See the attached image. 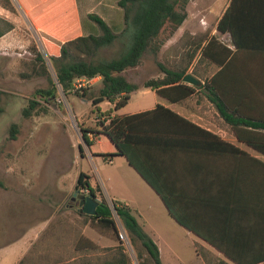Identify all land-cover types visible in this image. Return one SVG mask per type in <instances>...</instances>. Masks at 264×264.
I'll use <instances>...</instances> for the list:
<instances>
[{"label": "trees", "instance_id": "16d2710c", "mask_svg": "<svg viewBox=\"0 0 264 264\" xmlns=\"http://www.w3.org/2000/svg\"><path fill=\"white\" fill-rule=\"evenodd\" d=\"M18 1L35 28L44 33L46 38H51H42V41L56 82L51 80L52 88L38 91L37 96L50 103L57 97L59 87L65 95H69L77 80L100 77L102 87L96 93L88 94L87 89L77 91L81 97H89L93 105L92 112L98 113L100 120L93 129H86L79 124L87 147L90 149L93 146L92 137H107L115 146L116 153L102 156L107 160L118 156L125 157L161 197L172 218L227 258H215L209 251L198 250L206 264H257L264 261V248L257 253H231L213 238L209 230L203 231L199 228L182 206L185 201H179L182 194H178L173 188L170 173L176 154L189 152L186 150L202 151L210 160L220 159L221 163L225 162L219 186L214 185L216 181H208L209 187H205L204 191L212 193L215 188L220 196L205 195L204 201L188 203L202 206L212 217L224 218L226 226L222 232L227 234L228 241L239 239L240 234L246 232V235L251 233L260 238L264 245V161L162 105L133 115L118 113L129 103L132 94L140 89L139 86L129 83L122 73L137 67L149 49L155 52V41L161 38L167 28L170 36L177 32L187 19L186 7L189 0H120L119 6L124 11L123 26L114 28L98 15L91 14L89 18L94 24L88 35L82 33L74 0L53 1L54 8L51 12H44L46 6L40 9L27 0ZM0 7L10 13H18L14 0H0ZM12 28L11 23L5 22V26L0 28V38ZM217 29L220 34L230 35L236 50L264 53V0H231ZM118 39L124 47L119 58L95 59L101 49L110 47ZM203 42V38L191 37L187 46L191 51L185 53V65H178L176 69L160 65L163 77L146 81L143 88L151 89L170 103L183 102L193 97L197 90L199 98L204 93L240 142L264 157V122L242 116L226 106L218 92L219 73L211 79L207 78L201 87H193L183 82L198 52L201 53V58L192 74L201 80L204 79L199 73V67L205 59L221 65L232 53L217 36L205 47ZM223 50L228 55L220 61ZM32 52L36 59L30 64L31 72L23 76H50L44 55L37 48H33ZM105 102H110L113 107L102 111L99 106ZM37 105L39 103L36 99L31 100L30 107L24 109L23 116L31 117ZM2 110L0 107V111ZM15 128L14 125L12 132ZM81 151L84 154V147H81ZM209 175L214 174L211 172ZM93 180V176L80 172L75 188L99 200L97 213L87 215L78 212V216L82 219L83 226L112 231L119 245L100 247L79 232L70 244L71 251L67 258L52 257L49 253L38 254L30 249L17 264H131L132 259L126 252L124 242L120 240L115 216L124 228L139 264H162L159 247L145 232L133 210L118 201H113V206L110 205L99 184ZM224 197L227 199L224 200ZM223 201L228 203L224 204ZM247 215L253 217L249 224L239 219L246 218ZM215 224L218 225L217 222Z\"/></svg>", "mask_w": 264, "mask_h": 264}, {"label": "rangeland", "instance_id": "374dc122", "mask_svg": "<svg viewBox=\"0 0 264 264\" xmlns=\"http://www.w3.org/2000/svg\"><path fill=\"white\" fill-rule=\"evenodd\" d=\"M109 1L105 11L103 0L95 12L103 15L112 27L123 26L124 11L119 6L120 0ZM219 2L189 0L188 10L193 23L213 22L212 17L220 14L216 9ZM10 19L15 20V31L10 36L7 49L0 48V107L3 109L0 111V247L15 240L18 228H24L30 229V235H33L30 245L33 252L67 258L70 244L79 232L89 238L99 235L116 240L108 229L83 226L78 216L79 197L74 199L75 185L79 173L83 172L82 163L84 169H89L83 160H87L91 151L84 143L79 124L93 129L97 127L99 117L98 113L92 112L89 97H81L77 91L72 90L65 95L59 87L57 97L50 103L37 96L38 91L49 90L51 82H56L54 70L45 54L42 35L34 30L20 9L17 14L11 13ZM189 41V34L186 33L181 40L172 42L167 28L155 41L156 51L149 49L140 64L126 70L122 76L143 89L146 81L162 75L160 65L171 69L185 65ZM33 48L44 55L50 76H23L31 72L30 64L36 59ZM123 49V43L118 39L110 47L101 49L95 59H117ZM101 87L102 79L98 77L84 89L90 94ZM34 99L39 105L32 116L26 118L23 111L30 107V101ZM14 125L16 128L12 132ZM94 138H91L93 142ZM80 147H84V154ZM110 205L113 206V202ZM115 217L121 230L123 227ZM125 248L129 256L137 259L130 244H126ZM211 253L215 258L224 257ZM7 259L2 257L0 264H9Z\"/></svg>", "mask_w": 264, "mask_h": 264}, {"label": "crops", "instance_id": "0c3cea01", "mask_svg": "<svg viewBox=\"0 0 264 264\" xmlns=\"http://www.w3.org/2000/svg\"><path fill=\"white\" fill-rule=\"evenodd\" d=\"M14 1L17 3L18 10L20 9L25 15L26 20H28L34 30L40 33L42 38L51 39L46 38L47 36L44 33L35 28L34 23L24 8H22L20 2L18 0ZM27 1L35 7L39 6L38 8L40 9L46 6L44 12H51L54 8L52 3L57 0ZM102 2L103 0H74L83 35H88L89 33L87 32L93 27V22L89 18L91 14H96L105 20L103 15L95 12V9ZM105 3L103 11L109 6L110 1L105 0ZM230 3L231 0H220L219 5L216 7L220 14L212 17V20L214 19L213 22H204V24L193 23L191 13L188 10L190 6L188 3L187 19L172 36V42L181 40L187 33L189 34V38H203L204 42L202 45L205 47L213 37L217 36L219 41L230 49L232 53L227 57L226 62L221 65H216L205 59L199 67V73H201L204 80L197 78L204 85V81L207 78L211 79L216 73H219L218 92L226 106L231 111H237L242 116L264 122V53L236 50L231 42L230 35L220 34L217 29L218 23L230 6ZM213 11L211 12L212 14ZM10 14L9 11L0 7V28L5 26V22L12 25L15 23V20L10 19ZM85 22L87 23V27L84 26ZM13 31H15V25L0 38V48L7 49L6 46H9L10 36ZM223 51L224 53H221L219 57L220 61L228 55L227 51ZM200 58L201 53L198 52L188 73H192ZM159 77H163V75ZM137 94L140 95L136 97ZM198 94L199 91L197 90L193 97L183 102L170 103L151 89L143 88L134 92L129 103L118 113L133 115L152 110L157 105H162L202 129L214 133L222 140L228 141L246 151L251 156L264 161L262 155H259L255 150L240 142L231 127L219 115L214 104L207 99L206 95L203 93L201 98H199ZM112 107L113 105L110 102H105L102 104L101 109L105 111ZM186 151L189 152H178L174 159L172 157L173 162L170 173L172 175L171 183L173 184V188L176 189L178 194H182L178 199L179 201H185L182 203V206L191 215L193 222L203 231L209 230L213 234V238L219 244L225 246L227 251L231 253H257L263 251L264 245L260 242V238L251 233L250 235H246L247 233L245 232L240 234L241 237L239 239L228 241L227 234L222 232L226 226L224 218L212 217L209 211L202 208V206L190 205L188 203V201H204L205 195L213 194V196H220V192L215 190V188L212 189V193L210 191L205 193L204 191L205 187H209L208 181H216L214 185L216 187L217 185L219 186L225 162L221 163L220 159L210 160L202 151ZM115 153L116 148L107 137L102 135L96 136L91 151L87 155V160H83V162L88 164L89 169H84L82 163V170L94 177V183L99 184L109 203L118 201L132 208L133 213L145 232L159 247L162 264H206L198 253V250L223 255L219 250L210 246L203 239L188 231L172 218L161 197L129 164L125 157H114L112 163L109 164L107 159L102 156ZM90 166L92 167L91 169ZM211 172L214 174L213 176L209 175ZM225 199L227 198L224 197ZM222 203L226 204L228 202L223 201ZM239 219L240 221H246L248 224L253 221L252 215ZM23 229L18 228L16 239L5 247H0V259L8 257L7 261L9 264H17L28 253L33 235H30V229ZM120 231L125 232L124 228ZM84 233L86 234L87 232L84 231ZM96 237L90 236V239L102 247H115L119 245L117 240L99 235H96ZM223 258L227 259L225 256ZM131 259V264H139L133 256H131ZM257 264H264V261Z\"/></svg>", "mask_w": 264, "mask_h": 264}, {"label": "water", "instance_id": "95a60500", "mask_svg": "<svg viewBox=\"0 0 264 264\" xmlns=\"http://www.w3.org/2000/svg\"><path fill=\"white\" fill-rule=\"evenodd\" d=\"M183 82L193 87H201L203 85L202 81L194 76L192 73L186 74L183 78ZM81 150V147H80ZM79 197V212L85 213L87 215H96L97 207L99 205V200L95 199L93 195H85L79 190L74 193V199Z\"/></svg>", "mask_w": 264, "mask_h": 264}, {"label": "built area", "instance_id": "2783aa9c", "mask_svg": "<svg viewBox=\"0 0 264 264\" xmlns=\"http://www.w3.org/2000/svg\"><path fill=\"white\" fill-rule=\"evenodd\" d=\"M94 80H96V78H95V79H80V80H77V81L74 83V89H73V91H78V90L81 91V89H84V86L92 84V82H93ZM99 121H100V120L98 119L97 122H99ZM107 121H108V120H107ZM107 161H108L109 164L112 163V160H107ZM82 193H84L85 195H88V194H87L86 192H84V191H82ZM119 236H120V240H121L122 242H124L125 245H126V244H129V241H128V238H127L125 232L120 231V235H119Z\"/></svg>", "mask_w": 264, "mask_h": 264}]
</instances>
